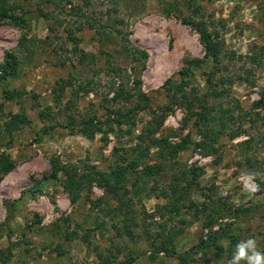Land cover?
Wrapping results in <instances>:
<instances>
[{
    "label": "rangeland",
    "instance_id": "obj_1",
    "mask_svg": "<svg viewBox=\"0 0 264 264\" xmlns=\"http://www.w3.org/2000/svg\"><path fill=\"white\" fill-rule=\"evenodd\" d=\"M7 1L14 20L0 24V157L14 168L0 179V264H228L230 236L253 238L264 252V0ZM199 22L224 41L219 69ZM136 49L148 53L143 71ZM10 56L14 70L3 80ZM190 63L188 89L205 108L168 93ZM212 72L220 96L205 99ZM138 79L155 115L142 111L135 126H120L108 109L123 105L112 101L120 84L136 92ZM208 113L201 132L215 133L201 149L196 127ZM95 115L107 140L72 127ZM13 117L27 123L9 135L3 126ZM156 139L180 144L177 157L163 160ZM53 162L80 174L135 164V173L115 191L93 182L72 195L63 173L52 179ZM246 172L258 174L255 194L243 189Z\"/></svg>",
    "mask_w": 264,
    "mask_h": 264
},
{
    "label": "trees",
    "instance_id": "obj_2",
    "mask_svg": "<svg viewBox=\"0 0 264 264\" xmlns=\"http://www.w3.org/2000/svg\"><path fill=\"white\" fill-rule=\"evenodd\" d=\"M25 1H39V0H25ZM45 1V0H40V2ZM13 7L7 0H0V24L3 22H6L8 20L13 21V15L11 14L13 11ZM23 26H25L23 24ZM105 29H110L106 27H102ZM197 30L201 35L202 42L205 46L206 54L208 57H211L215 64L218 66L216 69H219L222 63V57L223 54L225 53L224 51V41L221 40L219 37L218 33L215 32H207L205 30V25L202 22L197 23ZM121 32H118L120 34ZM126 38V35L123 36ZM227 53L224 54V56ZM135 55L143 61V69L142 71L146 68L145 62L148 58V53L146 51H141L139 49L135 50ZM235 55V53L233 54ZM255 54L252 56L251 60L254 62L257 61ZM10 56L8 60L4 63L2 66V71H1V79L5 80L9 76L12 75V71L14 70V63L11 61ZM192 71V65H190L186 68L183 69L181 72V77L182 81L179 84H171L169 82L167 84L168 86V93L171 95V98L173 99V102L175 103H180L181 105H186L187 107H191L193 105H200L205 108V101L201 99V97L198 95L197 90L195 88L188 89L190 86L191 82H188L187 77L191 74ZM215 73L212 72L208 76L207 80V86L204 89L205 92V99L209 97V95H213L219 97L220 93L212 90L213 85L216 83L215 82ZM141 85L142 81L141 79L136 80L134 88L136 89V92H131L129 90H126V84L121 83L119 90L116 92V95L112 99V101L118 105L121 100L123 101V105L118 107V108H112L108 109V117L113 118L115 123L118 125H128L130 127L135 126L136 124V118L137 115L142 112V111H151L150 113L155 115V113L152 111L151 106H150V99L149 97L142 92L141 90ZM170 86V87H169ZM67 86H62L60 89V97H62L65 89ZM136 93V94H135ZM60 100V99H59ZM166 117V113L163 112L161 115L155 116L153 120L151 121L153 127L148 125L147 130L148 135L147 138H152L156 135V133L161 129L164 119ZM207 121L210 122L212 120V115L208 113L207 115H204L202 118V114H200L199 117V122L197 125V130L199 132V135L203 137L202 141L200 143H197V147L201 149H206L205 142L211 138V134L215 133V130H208L210 132H201L202 131V123L201 121ZM98 121V116H92L89 120H84L82 122H79L78 124H73L72 127L74 126H80L83 127V129H86V133L90 138H93L98 132L104 133V139L107 140V135L108 132H104L103 129L99 126ZM27 123V121L24 118H18V117H13L9 121L5 122L4 124V130L7 134L12 135L16 130L20 129L22 125ZM145 128V129H146ZM206 131V130H205ZM238 133L234 134L232 137H236ZM264 137V136H263ZM139 139L141 142L145 141L144 135L140 136ZM264 140V138H263ZM153 143L151 144L152 146H160V157L164 160L166 157L168 159H175L177 157L179 149L182 147L180 144H172L168 139H161V140H152ZM248 144V143H246ZM215 145V139L210 142V147L213 149ZM144 154V152H143ZM142 154V155H143ZM53 167V172H52V179L54 180H59L61 179L60 175L62 174L64 180L62 181L64 189L69 192L70 194L74 195L78 191L84 190L86 187V184L92 185L93 182H98L99 185L102 187L107 188L108 192H111L110 190H114L117 186L118 187H125V183L128 182V177L130 174L135 173V164L130 166V168H117L112 171L110 174H103L100 172H89L84 169L83 174L79 173L78 167L77 166H60L58 163L53 162L52 163ZM161 167V166H160ZM158 167H148L144 173L139 174L138 176H135V181L133 182V186L135 187L137 183H139L144 177H152L153 175L157 174L156 170L158 172H161V168ZM14 168V164L9 162V160L1 156L0 157V179L6 174H8L12 169ZM193 173L195 176H197V170H193ZM3 175V176H1ZM195 176L193 178V183L196 189L199 187V184L195 181ZM144 181V180H143ZM115 191V190H114ZM120 218H123L122 215H120ZM130 233V232H129ZM131 235V233H130ZM238 243V239L235 236H230V249L228 252V261L231 258L234 247ZM159 249H156L154 251V254L158 253ZM143 257V254H137L135 257L131 258L129 263H133L136 260L140 259ZM177 257L180 259H183L185 257V254H177Z\"/></svg>",
    "mask_w": 264,
    "mask_h": 264
},
{
    "label": "clouds",
    "instance_id": "obj_3",
    "mask_svg": "<svg viewBox=\"0 0 264 264\" xmlns=\"http://www.w3.org/2000/svg\"><path fill=\"white\" fill-rule=\"evenodd\" d=\"M258 174L246 172L241 180L243 189L247 193L255 194L261 190L256 182ZM228 264H264V252L258 250L257 242L253 238L239 241L235 247Z\"/></svg>",
    "mask_w": 264,
    "mask_h": 264
}]
</instances>
